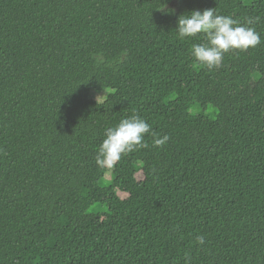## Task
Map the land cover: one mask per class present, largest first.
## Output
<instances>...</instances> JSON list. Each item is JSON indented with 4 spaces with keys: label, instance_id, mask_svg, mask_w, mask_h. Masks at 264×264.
Masks as SVG:
<instances>
[{
    "label": "trees",
    "instance_id": "trees-1",
    "mask_svg": "<svg viewBox=\"0 0 264 264\" xmlns=\"http://www.w3.org/2000/svg\"><path fill=\"white\" fill-rule=\"evenodd\" d=\"M207 8L261 43L199 66ZM133 114L169 140L99 168ZM0 264H264V0H0Z\"/></svg>",
    "mask_w": 264,
    "mask_h": 264
},
{
    "label": "clouds",
    "instance_id": "clouds-1",
    "mask_svg": "<svg viewBox=\"0 0 264 264\" xmlns=\"http://www.w3.org/2000/svg\"><path fill=\"white\" fill-rule=\"evenodd\" d=\"M258 19L246 18L240 23L231 16L218 14L215 8L192 10L177 18L175 31L181 40L203 35L206 42L192 44L190 54L199 66L213 70L221 66L225 54L246 51L261 43V36L253 27ZM149 134L153 136V147L163 146L169 140L168 135L157 137L152 133L151 125L139 115L121 119L115 126L105 129L94 157L96 165L114 167L122 156L148 147L145 137ZM197 242L203 244L204 237L197 236Z\"/></svg>",
    "mask_w": 264,
    "mask_h": 264
},
{
    "label": "rangeland",
    "instance_id": "rangeland-1",
    "mask_svg": "<svg viewBox=\"0 0 264 264\" xmlns=\"http://www.w3.org/2000/svg\"><path fill=\"white\" fill-rule=\"evenodd\" d=\"M111 92H112L111 89H102V90L93 89L90 92V96H91V98H93V99H95L97 101L103 102V101H105L107 99L108 95ZM207 113H209L212 117H215L216 109L211 106V107H209L207 109ZM142 176H143V174L140 172L139 173V177H142ZM111 178H112V173H111V171H108L106 173V176H105L104 180L102 181V183H105V182L109 181ZM122 196H125V195H122ZM94 208L98 209L100 207L96 206V207H93L91 210H95Z\"/></svg>",
    "mask_w": 264,
    "mask_h": 264
}]
</instances>
